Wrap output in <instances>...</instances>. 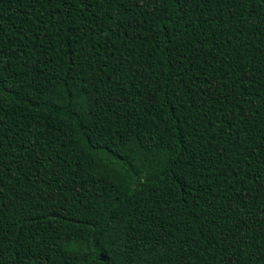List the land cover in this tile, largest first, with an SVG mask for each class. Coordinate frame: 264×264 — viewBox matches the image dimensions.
Returning <instances> with one entry per match:
<instances>
[{"label": "trees", "instance_id": "obj_1", "mask_svg": "<svg viewBox=\"0 0 264 264\" xmlns=\"http://www.w3.org/2000/svg\"><path fill=\"white\" fill-rule=\"evenodd\" d=\"M0 264H264V0H0Z\"/></svg>", "mask_w": 264, "mask_h": 264}]
</instances>
